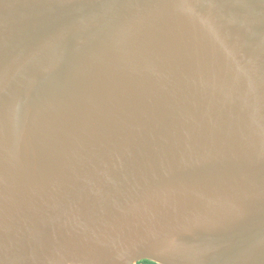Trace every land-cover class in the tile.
Listing matches in <instances>:
<instances>
[{
	"label": "water",
	"instance_id": "1",
	"mask_svg": "<svg viewBox=\"0 0 264 264\" xmlns=\"http://www.w3.org/2000/svg\"><path fill=\"white\" fill-rule=\"evenodd\" d=\"M264 264V0H0V264Z\"/></svg>",
	"mask_w": 264,
	"mask_h": 264
},
{
	"label": "trees",
	"instance_id": "2",
	"mask_svg": "<svg viewBox=\"0 0 264 264\" xmlns=\"http://www.w3.org/2000/svg\"><path fill=\"white\" fill-rule=\"evenodd\" d=\"M138 264H155V263L150 262V261H141V262L138 263Z\"/></svg>",
	"mask_w": 264,
	"mask_h": 264
}]
</instances>
